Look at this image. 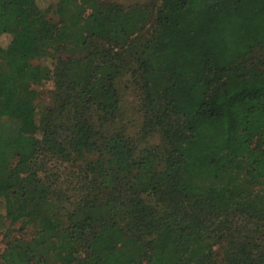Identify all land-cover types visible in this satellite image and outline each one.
<instances>
[{
	"label": "trees",
	"instance_id": "obj_1",
	"mask_svg": "<svg viewBox=\"0 0 264 264\" xmlns=\"http://www.w3.org/2000/svg\"><path fill=\"white\" fill-rule=\"evenodd\" d=\"M158 1L150 33H92L68 61L88 9L123 6L0 0V229L34 233L0 263L264 264V0ZM126 75L157 145L115 127Z\"/></svg>",
	"mask_w": 264,
	"mask_h": 264
},
{
	"label": "rangeland",
	"instance_id": "obj_2",
	"mask_svg": "<svg viewBox=\"0 0 264 264\" xmlns=\"http://www.w3.org/2000/svg\"><path fill=\"white\" fill-rule=\"evenodd\" d=\"M58 1L59 0H37V4L39 7L44 9L50 6L53 7ZM102 1L113 2L123 7L118 13L109 10H96L94 11V14L97 15L96 18L90 16L93 10L88 9L79 26L70 29V32L73 33V38L63 44L62 52L60 54V57L63 60L75 61L83 58L87 52V46L84 44V41H86L87 37L92 33H97L102 36L113 35L112 37L118 38V32L120 30L125 33L134 32L138 28L139 24L141 22L143 23L144 20L147 21L145 32L147 34L151 32L149 27L152 26V23H150V18L149 15H147L148 12L145 7L148 9L150 6L158 5V0ZM135 5H142L144 8ZM67 14L68 16L73 17L72 14H74V12L72 9H69ZM67 23L69 24L70 20L67 21ZM11 39L12 37L10 35H0V47H7L10 44ZM260 55H264V50H260L255 53V56ZM254 63L256 64L257 61L254 60ZM41 64L45 68L51 66V62L48 60H43ZM52 87L53 84L50 82L44 87H40L41 91L45 93L43 96V103L40 105V108L47 106L48 95L46 93L50 91ZM118 87L122 96V104L121 113L116 120L115 127H124L126 129V134L137 139L140 147H145L146 145H157L159 140L156 135H149L145 138V140L142 139L143 118L139 110L141 103L140 90L135 86L130 75H126L121 78L118 83ZM2 130L7 140H13L17 135L18 125L5 121L2 123ZM58 170L62 179H65L68 170H65L64 167H59ZM54 226V222L48 223L45 231L51 232L54 229ZM8 228H11V231H9ZM19 228V222L12 224L9 220H6L5 226L0 229V255L4 253L9 243H16L17 245L19 242H23L24 240H31L34 233L31 230L20 231ZM43 256L42 260L39 257H36L28 264H53L54 257L51 252H46Z\"/></svg>",
	"mask_w": 264,
	"mask_h": 264
}]
</instances>
